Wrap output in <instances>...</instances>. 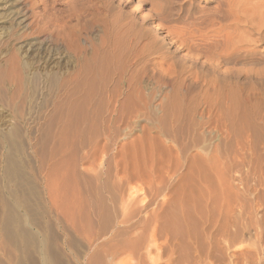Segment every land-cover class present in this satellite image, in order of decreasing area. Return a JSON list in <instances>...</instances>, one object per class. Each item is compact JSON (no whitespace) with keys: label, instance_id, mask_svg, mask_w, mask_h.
<instances>
[{"label":"rangeland","instance_id":"374dc122","mask_svg":"<svg viewBox=\"0 0 264 264\" xmlns=\"http://www.w3.org/2000/svg\"><path fill=\"white\" fill-rule=\"evenodd\" d=\"M3 1L0 156L52 264H264L263 20L223 0Z\"/></svg>","mask_w":264,"mask_h":264},{"label":"bare ground","instance_id":"6f19581e","mask_svg":"<svg viewBox=\"0 0 264 264\" xmlns=\"http://www.w3.org/2000/svg\"><path fill=\"white\" fill-rule=\"evenodd\" d=\"M220 2H222V0H220ZM223 2L226 5V7H228L230 13H232V15H234L233 17H234L235 21H239V19L243 18V16L245 15L246 19L251 18V20H252L253 17L258 18L260 20H263L261 23L264 24V14H263L264 11L261 10V9H264V0H223ZM0 4H1L0 5V11H1L0 14H5L6 17L9 16V14L14 10L13 9L12 11H9L8 4H6V2H4V1L0 2ZM155 5H156V3H155ZM179 10L182 11V9H179ZM15 12H16V10H15ZM23 13L24 12H22L21 15H20V12L18 13L20 16H17L15 18V19H17L16 24H21L25 21L26 15ZM256 14H259V16L255 17ZM2 16H1V18H2ZM11 16L14 17V14H12ZM0 23H2V22L0 21ZM171 28L173 29L174 26ZM176 28H178V29H176ZM169 30H171V29H169ZM173 30H171V31L174 34V36H176L178 39L184 40L181 37L182 31L179 29V27H175ZM171 31H169V32L171 33ZM31 43L33 44V42H31ZM32 44L27 43L25 45L24 44L21 45V48H22L21 54L24 57L27 58L29 56V54L34 52V54H36V55L40 54L39 56H41L43 63L47 67L48 66H54L55 67V66H59L61 64V62H62L61 57L62 56L59 57L60 55L56 56L53 53H50L49 51H47L48 49H46L45 46L43 47V45H39V44L35 45L34 44L35 45L34 46ZM66 123H67L66 119H64L61 122L62 127L60 129V134L64 130H66V132L70 135L67 137L68 134H63L61 136V138L59 139L61 141L70 140V139L73 140L74 136L72 133L77 134V135L80 134L81 130L79 129L80 128L79 125H81L83 123V121H80L81 124H79L78 126L76 125L77 127L74 126L75 129L70 128V131H71L70 133H69V131H67L68 126ZM8 130L9 129H7V131ZM11 130H9V131H11ZM3 134L4 135H1V138H2L3 142H7L8 141V135L9 134L11 135V133L8 134L6 132ZM10 135H9V137H10ZM3 147H4V145H3ZM16 161H17V159H13V156L10 155L9 153L1 154V156H0V163H1L0 166L2 168L1 176H0V178H1L0 179V250H4L5 248H7V249H5L6 256L8 254L7 258H5V259H7V264H37V261H39L38 264H52L55 261L53 259H52L53 260L52 261L51 257L52 256L55 257V255H53L54 253L52 254V252L49 253L50 251L48 249V246L46 245V239L44 238V235H43L44 233L42 231V230H44V228H42V230H41V228L38 225L39 224L42 225V224L38 223V225H37V223H36L39 219L37 218L36 222H35V219L33 221V217H35V216L32 217L31 215H34L32 210H33V208H35V204L33 207V205H32L33 203H31L29 201L30 199H28V197H29L28 193H27V197H26V186L24 185V183L27 184L28 180L26 179L27 181L24 182V180H25L24 177L22 178L20 173L18 174V171L21 172V169H19L18 165H16ZM18 163H19V161H18ZM134 165H135V163H134ZM124 167H126V166H124ZM123 169H127V167L123 168ZM141 169L142 168L137 169L135 171H133L131 169V172H125L124 171L123 176L125 177V179H127V181L129 179L131 180V178L132 179L133 178H142L146 175V172H145L144 176L141 175V173H140ZM143 171H145V170L143 169ZM143 173L144 172H142V174ZM11 181L13 182L12 183L13 185L10 186ZM29 183L30 182H28V184ZM31 183L29 184L30 187L33 186V188H36L34 185L31 186ZM27 187H29V186H27ZM33 190H36V189H33ZM32 192H34V191H32ZM33 197H34V195H33ZM38 205H40V204H38ZM36 217H37V214H36ZM38 217H39V215H38ZM45 225H46V223H45ZM48 228H46V230ZM3 237L4 238L6 237L7 239L4 240ZM93 238H95V237L93 236ZM48 239H49V237L47 238V240ZM7 241H9L8 247H6L7 245L5 244ZM1 253L2 252H0V254Z\"/></svg>","mask_w":264,"mask_h":264}]
</instances>
